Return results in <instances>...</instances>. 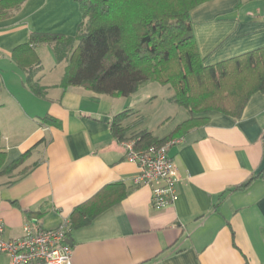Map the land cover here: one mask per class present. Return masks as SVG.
<instances>
[{
  "label": "crops",
  "instance_id": "crops-1",
  "mask_svg": "<svg viewBox=\"0 0 264 264\" xmlns=\"http://www.w3.org/2000/svg\"><path fill=\"white\" fill-rule=\"evenodd\" d=\"M190 21L206 66L264 47V0H212L192 10ZM81 22L72 0H26L0 20L3 239L69 221L71 264H264V93L250 97L239 119L213 114L203 127L171 141L176 199L156 208L152 187L136 183L137 166L109 129L112 117L125 110L140 125V101L131 95L120 102L80 87L63 91L66 63L44 68L38 52L45 45L35 48L41 70L33 82L44 88L36 95L12 61L31 33L74 37ZM185 113L182 122L190 117ZM27 152L22 163L3 171ZM115 183L124 185L126 197L88 226L71 229L73 209ZM7 263L0 255V264Z\"/></svg>",
  "mask_w": 264,
  "mask_h": 264
},
{
  "label": "trees",
  "instance_id": "trees-1",
  "mask_svg": "<svg viewBox=\"0 0 264 264\" xmlns=\"http://www.w3.org/2000/svg\"><path fill=\"white\" fill-rule=\"evenodd\" d=\"M25 1L0 0V20L12 17ZM72 1L82 14L74 37L31 33L28 42L12 52V61L27 73L24 85L33 94H44V88L33 82L41 70L35 48L49 45L56 63H66L60 82L63 91L80 87L96 96L126 98L147 85L157 84L171 89L169 102L190 115L158 139L146 129L130 131L127 121L134 113L122 111L109 123L112 138L119 143L134 141L141 148L162 146L203 127L213 114L239 119L250 97L264 93V47L212 66L204 65L190 13L212 0ZM42 123L58 124L50 118L42 119ZM28 154L12 161L3 171L18 166ZM5 158L0 149V170ZM125 197L121 183L103 187L73 209L70 228L88 226Z\"/></svg>",
  "mask_w": 264,
  "mask_h": 264
},
{
  "label": "built area",
  "instance_id": "built-area-1",
  "mask_svg": "<svg viewBox=\"0 0 264 264\" xmlns=\"http://www.w3.org/2000/svg\"><path fill=\"white\" fill-rule=\"evenodd\" d=\"M173 142L162 146L137 147L134 141L121 143L126 160L137 166L136 183L150 186L152 205L166 208L176 199L177 170L168 156ZM69 221H63L56 229L25 228L17 239L4 240V225L0 220V255L7 264H71L72 247L66 243Z\"/></svg>",
  "mask_w": 264,
  "mask_h": 264
},
{
  "label": "rangeland",
  "instance_id": "rangeland-1",
  "mask_svg": "<svg viewBox=\"0 0 264 264\" xmlns=\"http://www.w3.org/2000/svg\"><path fill=\"white\" fill-rule=\"evenodd\" d=\"M45 46L48 48H42L38 54L42 60L43 67L53 69L55 58L52 48L49 45ZM56 70H59V68ZM172 94L173 91L171 89L157 84L147 85L134 94L135 100L137 102L140 101L135 104V110L139 112V118H141L140 121L142 123L139 125V120L136 117H132L127 123L132 128L131 131L137 132L148 129L159 138L168 135L176 124L185 119L184 115L186 114L184 109L167 101ZM119 101L122 102V99L120 98ZM166 115L170 116V119L164 122L167 118L164 119L163 117Z\"/></svg>",
  "mask_w": 264,
  "mask_h": 264
},
{
  "label": "water",
  "instance_id": "water-1",
  "mask_svg": "<svg viewBox=\"0 0 264 264\" xmlns=\"http://www.w3.org/2000/svg\"><path fill=\"white\" fill-rule=\"evenodd\" d=\"M67 244L71 246V244L69 242H67Z\"/></svg>",
  "mask_w": 264,
  "mask_h": 264
}]
</instances>
